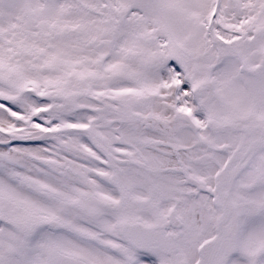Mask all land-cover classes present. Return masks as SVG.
Instances as JSON below:
<instances>
[{
    "label": "snow or ice",
    "instance_id": "snow-or-ice-1",
    "mask_svg": "<svg viewBox=\"0 0 264 264\" xmlns=\"http://www.w3.org/2000/svg\"><path fill=\"white\" fill-rule=\"evenodd\" d=\"M0 264H264V0H0Z\"/></svg>",
    "mask_w": 264,
    "mask_h": 264
}]
</instances>
